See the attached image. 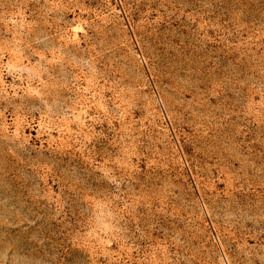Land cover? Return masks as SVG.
Listing matches in <instances>:
<instances>
[{"label":"rangeland","instance_id":"obj_1","mask_svg":"<svg viewBox=\"0 0 264 264\" xmlns=\"http://www.w3.org/2000/svg\"><path fill=\"white\" fill-rule=\"evenodd\" d=\"M0 264H264V0H0Z\"/></svg>","mask_w":264,"mask_h":264}]
</instances>
